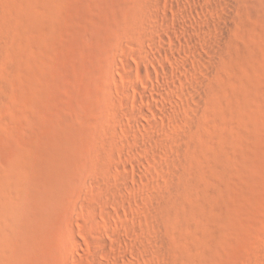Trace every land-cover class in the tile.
<instances>
[{
    "label": "rangeland",
    "instance_id": "obj_1",
    "mask_svg": "<svg viewBox=\"0 0 264 264\" xmlns=\"http://www.w3.org/2000/svg\"><path fill=\"white\" fill-rule=\"evenodd\" d=\"M230 3L0 0V264H264V0Z\"/></svg>",
    "mask_w": 264,
    "mask_h": 264
},
{
    "label": "bare ground",
    "instance_id": "obj_2",
    "mask_svg": "<svg viewBox=\"0 0 264 264\" xmlns=\"http://www.w3.org/2000/svg\"><path fill=\"white\" fill-rule=\"evenodd\" d=\"M221 2L223 3V5L225 4L226 6H225V10H224V12H225V15H227V14H229L230 13V10H231V7H232V4L230 3V0H221ZM221 22H223V20L221 21ZM220 22V23H221ZM224 23V22H223ZM215 25V24H214ZM223 26H224V24L221 26V24H216V27H217V31H218V34H219V39L220 38H223V36H224V34H225V31H224V29H223ZM202 61V60H201ZM203 62V61H202ZM205 62V61H204ZM203 62V63H204ZM211 62H205V64H210Z\"/></svg>",
    "mask_w": 264,
    "mask_h": 264
}]
</instances>
